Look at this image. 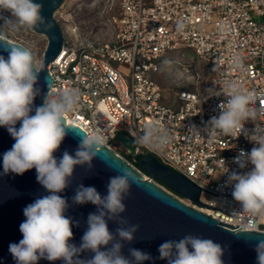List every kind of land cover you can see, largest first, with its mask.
<instances>
[{
    "label": "built area",
    "instance_id": "1",
    "mask_svg": "<svg viewBox=\"0 0 264 264\" xmlns=\"http://www.w3.org/2000/svg\"><path fill=\"white\" fill-rule=\"evenodd\" d=\"M97 7L109 36L85 37L73 27L74 36L66 38L48 67L54 77L49 95L64 89L80 94L67 121L87 133H103L106 146L115 150L118 134L135 143L146 124L158 123L172 135L171 143L163 151L135 143L137 151L151 153L200 186L207 205L180 199L235 229L247 222L264 232V217L239 213L234 187L227 183L231 172L252 169L233 161L257 146L248 136L264 127V114L245 122L235 138L209 127L227 103L230 82L253 92L256 107L264 108V0H99ZM187 49L202 68L183 65V77L193 83L186 87V79L179 81L167 99L158 77L172 61L170 52Z\"/></svg>",
    "mask_w": 264,
    "mask_h": 264
},
{
    "label": "clouds",
    "instance_id": "2",
    "mask_svg": "<svg viewBox=\"0 0 264 264\" xmlns=\"http://www.w3.org/2000/svg\"><path fill=\"white\" fill-rule=\"evenodd\" d=\"M42 8L43 5L34 0H0V9L9 11L14 18L6 21L12 29L51 27L41 15ZM94 12L98 14L97 10ZM55 19L62 28L64 41L67 37L74 36L73 27L79 29L76 21H73L75 25L69 24L70 27L64 28ZM0 42L8 52L7 59L0 55V127L7 128L15 140L12 148L3 154L4 174L12 172L22 175L35 168L37 181L49 192V195L37 198L23 210L26 217L20 225L23 238L19 243L9 245V252L17 264H37L40 259L63 260L65 264H143L144 261L151 260L150 254L135 248L129 249L130 258L121 253L122 242H132L139 229V225L128 224L121 216L126 211L125 198L130 194L132 185L138 183L137 175L128 169L110 178L106 196L102 197L95 187H85L83 184L75 189L73 204L90 202L97 206V212L88 215V227L80 246L69 243L73 238V221L65 215L69 208L67 199L58 193L69 186L77 165L91 168L92 160L105 148L107 137L99 131H82L84 135L79 136L80 143L75 155L65 151L62 158L57 160L54 153L60 148L66 135L69 132L75 134L74 130L78 129L74 125L69 126L66 117L78 109L80 94L75 89L48 94L43 105L36 107L35 114L30 115L34 99L39 94V89L34 86L44 66L36 65L34 55L28 48L8 44L3 39ZM225 95L228 97L227 103L220 105L222 111L218 117L211 118L209 127L213 133L235 138L244 131L245 122L255 121L264 114V108H257L255 94L246 91L235 81L228 84ZM17 122H20L19 128L16 127ZM172 139L169 131L153 122L144 126L135 143L150 150L163 151ZM248 139L257 146L250 152L241 151L233 162L241 169L246 168L249 163L253 167L243 174L231 172L227 183L234 187L232 196L241 205L239 213L247 214L248 219H253L264 217V127L258 126ZM118 145L123 147L120 143ZM115 151L120 154L117 149ZM221 161L225 167L224 161ZM227 171L226 168L225 172ZM167 191L177 195L179 199L185 198L170 189ZM108 220L119 224L115 234L109 230ZM76 223L78 225L79 222ZM249 233H257V230L252 224L245 222L239 225L234 234L239 236ZM110 244V248L101 250L102 246ZM84 251H91L94 256L87 260L79 259V254ZM158 251L159 259H166L168 264H223L224 249L209 238L186 235L179 241L162 243ZM256 251L258 264H264V240L256 244Z\"/></svg>",
    "mask_w": 264,
    "mask_h": 264
},
{
    "label": "water",
    "instance_id": "3",
    "mask_svg": "<svg viewBox=\"0 0 264 264\" xmlns=\"http://www.w3.org/2000/svg\"><path fill=\"white\" fill-rule=\"evenodd\" d=\"M63 1L34 0V2L43 5L41 15L44 17L45 23L50 24L51 27L30 28L44 35L48 40L41 62L44 70L39 73L34 86L39 89V94L34 99L33 111L30 115L35 114L36 107L43 105L54 81L48 67L62 50L64 34L53 15L61 7ZM0 39L6 40L8 44L24 46L22 43L2 36L1 33ZM0 55H3L5 59L8 57V52L4 50L2 42H0ZM49 85H51L50 88ZM68 124L69 126L74 125L78 129L74 130L75 134L69 132L66 135L60 148L54 153L57 160L62 158L65 151L74 156L80 143L79 136H83V132H86L75 124ZM16 127H20V122H17ZM117 140L138 161L140 169L154 180L147 179L132 163L106 145L98 157L92 160L91 168L87 165H77L69 186L63 192L58 193L67 199L69 208L65 215L73 221L71 225L73 238L69 243L75 244L77 247L80 246L88 227V215L97 212V206L90 202L83 205L73 204L72 197L75 195V189L83 184L85 187H95L102 197L106 196L110 178L118 175L122 170L128 169L137 175L138 183L132 185L130 194L125 198L126 211L121 216L128 221V224L139 225V229L134 234L135 239L132 242H122L121 253L123 256L130 258L129 249L135 248L151 255L152 259L144 261L143 264H168L166 259H159V246L166 241H179L186 235H193L209 238L219 243L224 249L223 264H258L256 244L264 240L263 231L257 230V233L239 236L234 234L237 229L232 225L219 222L212 215L185 203L159 183L169 187L182 197L201 205H207L201 200L203 189L200 186L166 166L152 154L138 152L136 144L126 135L118 134ZM14 143L15 140L7 128L0 127V264H17L9 252V245L19 243L23 238L20 232V225L26 219L23 210L37 198L49 195V192L37 181L35 168L22 175L12 172L4 174L3 154L10 150ZM76 222H79L78 225ZM107 223L109 230L115 234L119 224L114 220H108ZM122 226L127 227L128 225ZM110 247L111 244L102 246L101 250ZM93 256L94 253L91 251H84L79 254L78 258L87 260ZM37 264H65V262L63 260L40 259Z\"/></svg>",
    "mask_w": 264,
    "mask_h": 264
},
{
    "label": "rangeland",
    "instance_id": "4",
    "mask_svg": "<svg viewBox=\"0 0 264 264\" xmlns=\"http://www.w3.org/2000/svg\"><path fill=\"white\" fill-rule=\"evenodd\" d=\"M91 1L94 3H91ZM97 6H99V0H64L63 4L56 12L55 18L62 23L64 28L70 27L68 26L69 24L75 25L73 21H76L79 25L80 31L85 37H100L102 39H106L109 36V33L103 27L105 25V21H108L102 17V8ZM98 9L100 14L98 13L97 16L94 11ZM12 19L14 18L9 11L0 9V28H2L0 33L2 36L22 43L33 53L36 65H41L48 42L47 38L30 28H10L9 25L6 24V21H10ZM168 57H170L172 61L166 62V66L163 67L164 69L159 75V81L164 89V94L167 99H169L170 94H173L176 90V84H178L179 81L186 79L183 77V65H191L193 67L202 68V62L198 57H196L191 49H187L184 52L172 51L168 54ZM121 67L125 69L128 68L129 65L124 64ZM192 83L193 82L190 79L183 81V85L186 87H191ZM117 150L120 152L122 157H124V152L129 153L123 147H117ZM166 189L168 190L167 187Z\"/></svg>",
    "mask_w": 264,
    "mask_h": 264
},
{
    "label": "trees",
    "instance_id": "5",
    "mask_svg": "<svg viewBox=\"0 0 264 264\" xmlns=\"http://www.w3.org/2000/svg\"><path fill=\"white\" fill-rule=\"evenodd\" d=\"M158 79L160 80V78L158 77ZM168 102V101H167ZM168 103H170V102H168ZM124 157L128 160V161H130V162H132L136 167H138V168H140V166H139V164H138V161L137 160H135V158H134V156L133 155H131L130 153H125L124 152ZM147 174V173H146ZM162 185H164V184H162ZM165 186V185H164ZM167 187V186H166ZM168 189H170L169 187H167ZM171 190V189H170Z\"/></svg>",
    "mask_w": 264,
    "mask_h": 264
},
{
    "label": "bare ground",
    "instance_id": "6",
    "mask_svg": "<svg viewBox=\"0 0 264 264\" xmlns=\"http://www.w3.org/2000/svg\"><path fill=\"white\" fill-rule=\"evenodd\" d=\"M208 199V198H207Z\"/></svg>",
    "mask_w": 264,
    "mask_h": 264
}]
</instances>
